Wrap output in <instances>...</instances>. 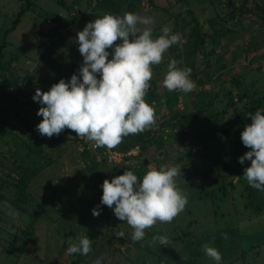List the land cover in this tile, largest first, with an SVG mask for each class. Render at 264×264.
<instances>
[{
	"label": "rangeland",
	"instance_id": "1",
	"mask_svg": "<svg viewBox=\"0 0 264 264\" xmlns=\"http://www.w3.org/2000/svg\"><path fill=\"white\" fill-rule=\"evenodd\" d=\"M31 1L0 57V264H92L97 257L102 264H213L202 251L205 243L221 248V264H264V221L245 200L242 173L250 161L238 162L249 150L240 132L250 113L264 109V0ZM23 4L0 0V40ZM125 11L151 17L153 36L165 25L181 36L152 66L144 99L155 123L112 149L94 148L67 128L41 135L35 90L78 75L76 33L95 16ZM169 58L191 69L194 91L163 87ZM161 165L181 170L175 182L188 202L171 222H157L132 241L131 227L100 204V185L126 168L139 179ZM233 175L240 179L233 182ZM159 234L181 239L163 246L152 240ZM85 235L90 252L65 255L68 243ZM236 242L255 247L239 255Z\"/></svg>",
	"mask_w": 264,
	"mask_h": 264
},
{
	"label": "clouds",
	"instance_id": "2",
	"mask_svg": "<svg viewBox=\"0 0 264 264\" xmlns=\"http://www.w3.org/2000/svg\"><path fill=\"white\" fill-rule=\"evenodd\" d=\"M152 24L151 17L128 11L122 15L104 12L87 22L75 38L82 57L78 75L73 73L67 82L61 78L47 91L37 88L32 96L41 105L36 115L42 119L36 130L52 137L67 128L93 142L94 148L112 149L124 137L151 127L155 113L144 97L151 85L152 66L161 62L171 45L181 41L180 34L166 25L153 36ZM118 39L120 42L114 43ZM177 64L176 59L169 58L163 87L169 92L194 91L197 85L190 78L191 69ZM249 115L251 122L240 132V140L249 150L238 157V162L250 161L242 176L248 186L264 192V109L257 108ZM179 175L181 170L176 166L161 165L149 168L138 179L126 168L110 181L103 180L100 204L111 208L115 217L131 227L132 241L141 240L145 229L157 222H171L184 210L188 197L175 182ZM239 179L240 175H233V182ZM91 212L99 215V205ZM115 235L124 237V232ZM152 240L163 246L170 242L163 234ZM201 248L213 264H221V254L215 247L205 243ZM90 250L91 240L85 235L78 242H69L65 255H86ZM92 264H102V258L97 257Z\"/></svg>",
	"mask_w": 264,
	"mask_h": 264
},
{
	"label": "trees",
	"instance_id": "3",
	"mask_svg": "<svg viewBox=\"0 0 264 264\" xmlns=\"http://www.w3.org/2000/svg\"><path fill=\"white\" fill-rule=\"evenodd\" d=\"M20 1H23L24 4L17 11V13L15 14V17L11 20V25L2 31V39L0 40V57H2V54H3L2 49H4L6 47V35L8 34V32L13 30L15 28V26L20 22L21 16L23 15V13L25 11H27L30 8L31 2H32L31 0H20ZM111 3H113V2H110V4ZM260 10L264 13L263 7H260ZM115 12H118V7L115 8ZM167 94L169 95V92ZM168 105H169L168 106L169 107V113H172L174 108L172 109L171 103ZM177 116L178 115H173L171 117L177 118ZM164 124H165L164 121H161L160 123H158L157 126L162 127V126H164ZM17 184L18 183H16V185ZM230 185H232V181H230ZM247 188H248V195H246V196L249 199L248 204L253 209H256V210L264 209V192L258 191L256 189L248 186V184H247ZM171 238H169V239H171Z\"/></svg>",
	"mask_w": 264,
	"mask_h": 264
},
{
	"label": "crops",
	"instance_id": "4",
	"mask_svg": "<svg viewBox=\"0 0 264 264\" xmlns=\"http://www.w3.org/2000/svg\"><path fill=\"white\" fill-rule=\"evenodd\" d=\"M100 156H101L100 158H102V159H104V160L106 159V156H105L104 153H102ZM102 159H101V161H102ZM143 164H147V163H143ZM245 200L247 201V204H248V203H249V199L247 198V196H246ZM248 205H249V204H248ZM249 206H250V205H249ZM249 208L252 209L253 211H255V214L258 215V219H261V221H264V217H263V216H264V209L256 210V209H253L251 206H250ZM261 216H262V217H261ZM261 221H260V222H261ZM260 229H261L262 231H264V228H263V227H260L259 230H260ZM171 237H172V238H171ZM184 237H187V236L185 235ZM170 238H171L172 240H174L175 242H176V241L179 242L180 239H181V237L178 236V234H177V235H171ZM262 239H263V238L259 239V241H258L257 243L261 242ZM216 243L220 244L219 240H216ZM236 243H237V245L235 246L234 251H236V253H239V255L244 254V253H246L247 251H251V250L254 249V247H255V245H254V243H253V244H250L249 247H246V248H244V249H241V247H240V245L238 244V242H236ZM255 244H256V243H255ZM261 244L264 246V240L262 241ZM262 245H260V246H262ZM216 248L218 249L219 252L221 251V248L219 249V247H217V246H216ZM263 254H264V253H263V251H262V255H263ZM236 258H237V257H236ZM242 258H243V255H242ZM108 261H109V260L106 261V264H109ZM236 261H238V260L236 259ZM235 264H239V263H235ZM243 264H246V263H243Z\"/></svg>",
	"mask_w": 264,
	"mask_h": 264
},
{
	"label": "water",
	"instance_id": "5",
	"mask_svg": "<svg viewBox=\"0 0 264 264\" xmlns=\"http://www.w3.org/2000/svg\"><path fill=\"white\" fill-rule=\"evenodd\" d=\"M102 161H104V159H102ZM147 162V159H144V163H146Z\"/></svg>",
	"mask_w": 264,
	"mask_h": 264
},
{
	"label": "built area",
	"instance_id": "6",
	"mask_svg": "<svg viewBox=\"0 0 264 264\" xmlns=\"http://www.w3.org/2000/svg\"><path fill=\"white\" fill-rule=\"evenodd\" d=\"M37 112V111H36Z\"/></svg>",
	"mask_w": 264,
	"mask_h": 264
}]
</instances>
